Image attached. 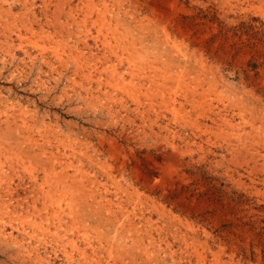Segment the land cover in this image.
<instances>
[{
    "label": "rangeland",
    "instance_id": "1",
    "mask_svg": "<svg viewBox=\"0 0 264 264\" xmlns=\"http://www.w3.org/2000/svg\"><path fill=\"white\" fill-rule=\"evenodd\" d=\"M0 264H264V0H0Z\"/></svg>",
    "mask_w": 264,
    "mask_h": 264
}]
</instances>
